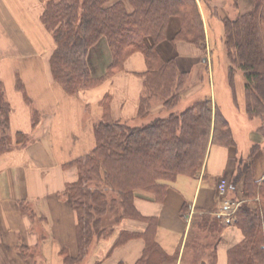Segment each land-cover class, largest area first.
Instances as JSON below:
<instances>
[{
	"label": "trees",
	"instance_id": "1",
	"mask_svg": "<svg viewBox=\"0 0 264 264\" xmlns=\"http://www.w3.org/2000/svg\"><path fill=\"white\" fill-rule=\"evenodd\" d=\"M248 1L251 2L248 13L220 19L222 35L212 42L216 46L222 43L229 63L225 76L232 105L227 102L225 106L238 113L234 69L239 70L246 117L260 123L247 156L244 159L238 156L236 173L229 184L231 191L241 184L242 196L248 202L242 203L232 218L243 240L227 251V264H264V180L255 181L253 176V156L259 150L264 154V0ZM171 18L179 22L172 43H187L205 54L206 36L195 0L44 2L40 22L55 44L49 59L50 74L64 93L74 95L102 85L123 69L130 56L139 53L146 72L141 76L143 89L137 118L147 119L154 103L167 111L164 117L130 126L112 120L109 98L103 99L102 117L93 124L92 152L67 166L77 173L76 180L66 185L65 195L76 214L78 255L71 258L64 252L63 264H79L93 243L110 239L125 221L141 223L145 230L142 233L120 230L111 250L141 238L144 250L136 264H175L176 258L168 256L155 241L156 220L142 217L136 211L134 192L145 191L162 201L169 183L178 176L192 178L200 173L210 144L236 145L222 106L212 104L207 96L186 104L188 73L178 70L174 60H164L158 53L157 47L166 41ZM100 42L106 45L110 61L103 74L95 76L90 68V52ZM16 88L30 105L19 81ZM10 114L11 106L0 82V155L29 141L21 133H15L12 140ZM38 119L34 110L32 126ZM187 210L184 205L182 215ZM211 213L214 212H194L183 264H200L204 260L216 263V245L206 253L209 247L204 244L203 235L214 236L217 244L226 225Z\"/></svg>",
	"mask_w": 264,
	"mask_h": 264
},
{
	"label": "crops",
	"instance_id": "2",
	"mask_svg": "<svg viewBox=\"0 0 264 264\" xmlns=\"http://www.w3.org/2000/svg\"><path fill=\"white\" fill-rule=\"evenodd\" d=\"M195 1L207 50L212 20L236 18L251 9L248 0ZM44 2L0 0V82L11 106V138L14 140L15 133L29 138L25 146L13 147L0 155V264H63L64 252L71 258L77 257L76 214L65 195L66 185L76 180L77 173L67 166L92 152L93 124L102 117L101 102L106 96L110 115L115 121L128 125L137 122L135 126H139L167 115L160 104L154 103L147 119L137 118L143 89L141 76L146 72L144 58L139 53L130 56L123 69L102 85L80 90L74 95L64 93L50 74L49 59L55 44L40 22ZM178 30V20L171 18L166 41L157 47V51L164 60H174L178 70L188 73L191 85L184 93V102L187 104L194 98L207 96L212 104H219L213 85L216 79L212 75L199 74L205 66V61L201 60L204 58L202 52L187 43H172ZM109 61L106 45L98 43L90 52L93 75L101 76ZM17 81L22 84L30 105L25 103L23 93L16 88ZM241 83L242 76H235L239 106L243 96ZM227 102L232 105L230 95ZM34 110L39 119L32 126ZM222 112L229 122L235 146L210 144L200 173L192 178L178 176L169 183L162 201L155 200L145 191L134 192L136 211L142 217L156 220L155 241L168 256L176 258L175 264H183L185 242L194 212L208 214L213 211L212 216H216L220 201L217 184L221 179L230 182L236 173L238 156L244 159L254 140L256 120H251L253 125L245 126V119H250L242 111L226 114L222 109ZM253 160L254 180L262 181L263 151H257ZM227 197L244 199L241 184L229 191ZM184 205L188 213L182 215ZM120 230L142 233L145 225L125 221L118 232ZM118 232L108 242L97 244L94 256H106L103 263L99 260L100 264H136L142 257L144 241L141 238L131 239L111 250ZM242 240L240 230L234 224H227L215 246L216 264H226L227 251ZM205 261L200 264H208Z\"/></svg>",
	"mask_w": 264,
	"mask_h": 264
},
{
	"label": "rangeland",
	"instance_id": "3",
	"mask_svg": "<svg viewBox=\"0 0 264 264\" xmlns=\"http://www.w3.org/2000/svg\"><path fill=\"white\" fill-rule=\"evenodd\" d=\"M42 11H43V9H42ZM46 34H48V33L46 32ZM208 35H209V50H207L205 48L206 49L205 54L202 53V58L203 57L204 58L201 60L205 61V66L203 67V70L200 71L199 74L200 75L203 74L205 76H208V75L214 76V78L216 79V81H214L215 99L219 104L222 103L220 105L222 106L223 111H225V113L227 114L230 111V108H227V106H225V104L228 101V96H229V93H228L229 91L227 89L228 84H227L225 74H226V67L228 66L229 63H228V60L226 58L224 46L222 45V43L217 44L218 46H216L215 44H212V42L214 43V38H218V40H219L220 36L222 35V26L220 25V21L219 22L215 21V20L211 21L210 32ZM50 38H51V36H50ZM212 38H213V41H212ZM234 72L237 74L236 76L241 77V72L239 70L234 69ZM189 81H190V79H187V81L185 83V86L187 88L189 87V85H191ZM198 81L201 83L202 79H198ZM241 84H242V92H243V83H241ZM22 101H23V98H22ZM241 102H242V104L239 106V110L245 114V106H244L243 96H242ZM245 120H246L244 122V124H246L245 126H249L251 124L252 125L254 124V121H251L248 119H245ZM253 120H256V119H253ZM242 121H243V119H241V122ZM256 122H257L256 125L258 128L260 123L258 122V120H256ZM129 125L135 126V125H137V122H135L133 124H129ZM203 238H204V244H206V247H209L206 249V253H210L213 249V246L217 245L216 239H214V236H212V235H208L206 238L203 235ZM103 242L105 243L108 241H103ZM96 246L97 245L94 243L91 245L86 257L83 259V261L80 264H93L99 260H101V263H103L105 261L106 256H103V255L100 257L94 256V253L96 252ZM215 254H216V252H215ZM211 255L213 256V253ZM226 262H227V257H226Z\"/></svg>",
	"mask_w": 264,
	"mask_h": 264
},
{
	"label": "built area",
	"instance_id": "4",
	"mask_svg": "<svg viewBox=\"0 0 264 264\" xmlns=\"http://www.w3.org/2000/svg\"><path fill=\"white\" fill-rule=\"evenodd\" d=\"M225 189H226V184H225V182H221L219 185H218V193L220 194V195H224L225 194ZM233 206H234V204H232V203H229V202H223V204H222V208H223V213L225 214V215H229L230 214V212H231V210H232V208H233Z\"/></svg>",
	"mask_w": 264,
	"mask_h": 264
}]
</instances>
